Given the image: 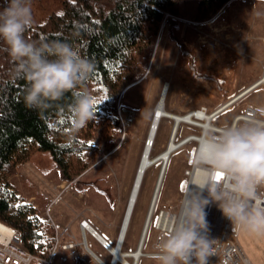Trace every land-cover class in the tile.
<instances>
[{"label": "rangeland", "instance_id": "374dc122", "mask_svg": "<svg viewBox=\"0 0 264 264\" xmlns=\"http://www.w3.org/2000/svg\"><path fill=\"white\" fill-rule=\"evenodd\" d=\"M237 1L243 3L242 9L236 10V13H240V20L224 19L222 16L229 2L203 21L194 18L195 0H185L179 15L169 14L166 18L164 15L147 67L138 68L140 79L123 90L116 100V105L119 102L121 107L131 112L123 113L118 118L116 109L113 113L122 121L121 133L116 136L118 143L113 150L107 151L106 140H102L96 131L90 137L89 144L98 148L102 156L87 171L68 183L60 181L55 169L43 173L30 161L20 166L17 173L7 179L9 185L25 203L39 206L41 211L39 218L52 225L56 249L50 264H77L74 260L61 261L62 257L73 250L83 252L88 258L87 264H99L91 256V252L104 264L110 262V254L101 244L100 248L98 242L96 240L95 242L87 232L80 229V223L84 219L90 220L103 230L106 237L114 240L111 246L115 245L136 170L148 142L153 112L160 101L163 89L167 87L163 103L165 112L183 116L200 107H206L208 112H212L227 102V98L241 92L240 80L250 79L256 74V67L245 66L249 62L258 64V59L263 60L264 56H260L258 51L260 52V47L264 48V41L259 40L248 45L246 40L250 39L252 34L264 35V19L259 20L261 25L255 30L250 25L254 20L244 21L247 17H244L243 13L246 10L248 14L258 11L263 17L264 0ZM247 2H256L259 6L248 5ZM196 23L202 25L196 26ZM212 26H217V29H212ZM182 47L194 53L201 71L214 74L218 81L214 83L194 80L189 71L188 59L182 54ZM260 90L264 93L263 85L260 86ZM245 104H248V101L240 99L230 109L218 115L212 123L229 125L232 117L239 113ZM255 105L264 108V96ZM172 126L173 120L169 118L160 120L151 147V158H155L166 149ZM200 133L196 127L179 123L175 137L171 141L180 143L186 136L191 134L198 136ZM195 145L194 142L183 143L170 155L151 215L148 209L161 162L155 163L145 171L121 248L126 252L128 245L135 241L132 252L136 250L145 218L149 214L150 222L142 247L143 255L137 264H155L157 249L154 244L158 242L155 222L158 211L162 208L167 210L171 205L169 213L176 214L181 194L187 188L186 178L195 156ZM81 179L84 183H80ZM91 182H94V186ZM95 186L98 189H95ZM99 189H102L103 193H108L110 201ZM142 219L143 223L140 226ZM172 221V218H165L162 224ZM231 235L242 255L251 264H264V236L257 237L232 230ZM84 241L87 245L86 250ZM69 245H73L74 248L69 249ZM88 249L90 253L87 252ZM127 260L132 262L131 258Z\"/></svg>", "mask_w": 264, "mask_h": 264}, {"label": "trees", "instance_id": "16d2710c", "mask_svg": "<svg viewBox=\"0 0 264 264\" xmlns=\"http://www.w3.org/2000/svg\"><path fill=\"white\" fill-rule=\"evenodd\" d=\"M184 1L31 0L34 24L25 38L68 43L94 65L86 87L96 101L95 119L79 130L71 113V93L45 108L26 106L27 83L16 75L15 62L0 41V223L36 259H50L56 243L53 227L39 218V206L25 203L7 179L31 161L43 173L55 169L60 181L69 183L102 156L89 144L96 131L106 140L107 151L116 147L121 133V123L113 115L118 95L140 79L138 68L147 67L164 15H179ZM195 1L194 18L203 21L231 0ZM5 6L6 0H0V10ZM181 50L194 80L218 81L200 70L191 50ZM99 191L110 201L108 193ZM38 260L31 264H41Z\"/></svg>", "mask_w": 264, "mask_h": 264}, {"label": "clouds", "instance_id": "9594fccd", "mask_svg": "<svg viewBox=\"0 0 264 264\" xmlns=\"http://www.w3.org/2000/svg\"><path fill=\"white\" fill-rule=\"evenodd\" d=\"M31 0H6L0 10V41L27 83L30 108L72 94L71 113L79 130L95 119V99L86 87L94 65L70 44L31 42ZM219 175L220 179H217ZM170 231L159 241L155 264H209L216 255L206 209L214 204L232 231L264 236V108L246 121L201 130L195 156Z\"/></svg>", "mask_w": 264, "mask_h": 264}, {"label": "built area", "instance_id": "2783aa9c", "mask_svg": "<svg viewBox=\"0 0 264 264\" xmlns=\"http://www.w3.org/2000/svg\"><path fill=\"white\" fill-rule=\"evenodd\" d=\"M169 14H165V18L168 17ZM202 23H196V26H201ZM264 86V71L261 75V78L250 88H255L258 86ZM240 95L234 97L233 99L223 103L220 107L215 109L212 112H208L206 107H200L194 111L189 112L188 115H193L192 113H200L202 115L209 116V123L210 125H214L212 122L213 120L222 112L225 110L230 109L237 101H239ZM257 109H260L258 107H254L251 105H245L242 110L237 113L231 120L230 124L233 123H239L248 120L251 118ZM123 113H129L130 111H127L123 107L119 105V102L116 105V114L117 118L121 117V114ZM205 120L199 119L194 114V124H184L193 126L198 128L200 131L203 128L201 127L200 122H203ZM122 123V121H120ZM123 126V125H122ZM217 128H222L220 126L214 125ZM200 135H188L182 140L181 142L188 143V142H194L196 143L199 139ZM189 175V174H188ZM172 209V206L169 205L167 210H160L157 214V219L155 222V229L158 232L157 240L158 242L154 244V247L157 249L159 241L170 231L169 229H166L163 227L162 221L166 218V216L174 219L175 215H171L169 212ZM208 216L207 219L210 223V236L211 238L216 239V243L214 245L216 250V255L214 257L210 258L209 264H251L247 258H245L238 245L234 241L231 235L232 226L231 223L222 215V213L219 211V209L216 207V205L211 204L206 209ZM86 221H81L80 223V229L86 230ZM89 233V231H87ZM108 245V244H107ZM102 246H104L102 244ZM105 247V246H104ZM69 249H73V245L68 246ZM54 247L51 257L48 261L38 260L35 257L28 254L26 251L22 250L19 247V237L11 230V234L8 238L2 239L0 237V264H31L33 260L40 261L41 264H50L51 259L53 255L55 254ZM88 252V251H87ZM89 254V253H88ZM68 260H74L77 264H87L88 258L86 255L77 250H73V252L68 253L66 256L61 258L62 262H67Z\"/></svg>", "mask_w": 264, "mask_h": 264}, {"label": "bare ground", "instance_id": "6f19581e", "mask_svg": "<svg viewBox=\"0 0 264 264\" xmlns=\"http://www.w3.org/2000/svg\"><path fill=\"white\" fill-rule=\"evenodd\" d=\"M166 89H167V87H166ZM166 89H165V92H164V95H163V98H162L161 102L159 101V103L157 104L156 109L153 112L152 121H151V124H150L149 133H148V137H147V141H148L147 143L148 144L145 146V148H144V150L142 152V155H141V158H140V162H139L137 170H136V175H135V178H134V181H133V184H132V189H131L129 197H128L127 206H126V209H125V212H124V216H123V219H122V223H121V226H120V229H119V232H118L116 243H115V245L111 246L105 239H103V241L100 243L97 240L96 237H93L99 244H101V246H102V243L103 244L104 243L108 244V246H107L108 248L104 247V246H103V248L110 254L111 260L112 259L113 260L118 259L117 264H134V262L135 261L138 262L140 257L143 255L142 254V247H143L144 239H145V236H146V233H147V230H148V226H149V222H150V215L149 214L146 217L145 223L143 225V228H142V231H141V235H140V239H139V242H138L136 250L134 252H123L121 249L119 250V246H120V243H121L122 240H123L122 241V244H123L125 236L127 235L126 234L127 233V229L129 227V223H130L131 216H132V213H133L136 201H137V196H138V193H139V190H140L141 182H142L143 176L145 174V171L148 168H150L151 166H153L155 163L161 162V167H160L159 174H158V177H157L155 189H154L151 201H150V207L151 208L149 207V210H151V209H153L155 201H156L157 196H158V192L159 191L157 193H156V191H157V185L159 183V178H160V173H161L162 166L165 163V169H164V173H165L166 165H167V163L169 161L170 155L175 150H177L179 148L178 143H175L174 140L171 141V139H174V137H175V134L177 132V128H178L179 123H185L186 122V124H188V123L189 124H194L193 122H194V114H195V116L198 117L199 119L205 120L203 122H200V124H202V125H200L201 127L203 126V128H205L206 126L210 125V123H209L210 117L209 116L205 117L204 115H202L200 113H192L193 115H188L189 114L188 113V114L182 116V115H174V114L165 112L164 109L162 110L163 103H164V98H165V95H166L165 94L166 93ZM243 94L244 93L240 94V96L243 95ZM159 115H162V116H160V118L158 120V124H156L157 117ZM162 118H169V119L173 120V126H172L171 133H170V141L167 144L166 149L162 153H160L158 156H156V157H160V160H158L157 162H152L154 158L150 157L151 147L153 145V142L151 140L153 139V141H154L155 134H156V131L158 129L159 122H160V120ZM175 124H177L176 127H175ZM156 126H157V128H156ZM154 129H155V131H154ZM149 143H151L150 147H149ZM161 182L162 181H160V183ZM138 183H140L139 187H138ZM160 186H161V184H160ZM136 190H137V194H136ZM158 190H159V188H158ZM134 198H135V200H134ZM131 206H132V210L130 212ZM166 218H170V217L166 216ZM85 226H86V228L89 231H91L90 225L88 223H86ZM171 226H172V222L166 223L165 225L163 224V227L166 228V229H169V230L171 229ZM87 229L83 230V231L87 232ZM144 229H145V234H144ZM10 234H11V229H9L8 227H6V226H4V225H2L0 223V237L2 239H5V238H8ZM143 234H144V236H143ZM142 237H143V242H142L141 249H139V245H140V243L142 241ZM121 247H122V245H121ZM88 252H89V249H88ZM90 254L99 264H104L102 261H100L99 259L94 257L92 252ZM125 254H128V257H124ZM127 258H131L132 262H128ZM111 260H110V262L108 264H113L111 262Z\"/></svg>", "mask_w": 264, "mask_h": 264}, {"label": "crops", "instance_id": "0c3cea01", "mask_svg": "<svg viewBox=\"0 0 264 264\" xmlns=\"http://www.w3.org/2000/svg\"><path fill=\"white\" fill-rule=\"evenodd\" d=\"M242 4L243 3H238V1L237 0H232V1H230L228 4H227V6H226V8H225V10L223 11V13H222V16L224 17V19H229V20H236V19H239L240 20V13H236V10H238V9H240L241 7H242ZM247 4L248 5H254V6H256V5H258V3H256V2H247ZM259 6V5H258ZM242 9V8H241ZM247 12V10L245 11V13H243V15H244V17H247V18H245L244 19V21L245 20H247V19H250L251 21H253V22H251L250 23V25H251V27L252 28H254L255 30H257L259 27L258 26H260L261 25V23H260V21L259 20H263L264 19V15H263V17L261 16V14L260 13H258V11L256 12H254V13H257L256 15L254 14V13H250V14H248V13H246ZM222 27L224 28V26H223V24H222ZM222 28V29H223ZM212 29H214V30H216L217 29V26H212ZM219 30V29H218ZM230 36H232V35H230ZM251 38L250 39H247L246 40V43H248V45L249 44H251V43H253V42H257V41H259V40H262V41H264V35L263 34H260V33H257V34H252L251 36H250ZM240 40H241V37H240ZM259 50H260V52L258 51V53L260 54V56H264V48L263 47H260L259 48ZM256 55V54H255ZM255 60V59H254ZM257 62H258V64H254L253 62L252 63H250L249 62V64H246V66L245 67H256V69H257V72H256V74L254 75V76H251V78L250 79H245L244 81H242V80H240L239 81V83H240V87H241V92L240 93H238L237 95H235V96H233V97H236V96H238V95H240V94H242V93H244L243 95H241L240 96V98H239V100L240 99H242V98H244V99H246L247 101H248V104H245V105H251V106H254V107H256V102H258V100H260V98L262 97V96H264V93H262L261 92V90H260V86H258V87H255V88H250L252 85H254L260 78H261V75H262V72H263V70H264V57H263V60H260V59H258L257 60ZM221 83V82H220ZM218 90H221V89H218ZM222 93H224V91L222 90ZM233 97L232 98H227V100L226 101H228V100H231V99H233ZM226 99V98H225ZM225 103V102H224ZM222 105V104H221ZM220 105V106H221ZM244 105V106H245ZM220 106H218V107H220ZM217 107V108H218ZM217 108H215V109H217ZM214 109V110H215ZM213 110V111H214ZM223 113V112H222ZM221 113V114H222ZM237 114V113H236ZM235 114V115H236ZM220 115V114H219ZM234 115V116H235ZM233 116V117H234ZM232 117V118H233ZM232 120V119H231ZM231 120H230V122H231ZM230 124V123H229ZM215 125H217V126H220V127H224V126H221V125H218V124H215ZM149 207H150V205H149ZM160 210H165V209H160ZM159 210V211H160ZM148 211H149V209H148ZM144 214H145V212H144ZM143 218H144V216H143ZM138 221L140 222L141 221V216H139L138 217ZM146 219V218H145ZM84 221H86V223H88L89 225H90V228H92L94 231H96V233L101 237V238H103V239H105L110 245H112V243H113V239H111V238H108V237H106V234L103 232V230L100 228V227H97L94 223H92L90 220H88V219H84ZM145 222V221H144ZM142 223H143V219H142V222H141V224H140V226L142 225ZM144 225V224H143ZM86 232V231H85ZM87 234L95 241V239L93 238V236L91 235V234H89L88 232H87ZM96 242V241H95ZM135 242V241H134ZM134 242H132V243H130L128 246L129 247H127L126 249H127V251L126 252H132V249H133V247H134ZM99 246H100V244L99 243H97ZM100 248H101V246H100ZM122 248V247H121Z\"/></svg>", "mask_w": 264, "mask_h": 264}, {"label": "water", "instance_id": "95a60500", "mask_svg": "<svg viewBox=\"0 0 264 264\" xmlns=\"http://www.w3.org/2000/svg\"><path fill=\"white\" fill-rule=\"evenodd\" d=\"M164 92H165V90L163 89V92H162V95H161V98H160V102H161V100H162V98H163ZM162 110H163V107H162ZM160 116H162V115H159V116L157 117V122H156V124H158V120H159ZM172 119H173V118H172ZM176 126H177V124H175V127H176ZM156 128H157V126H156ZM156 128H155V129H156ZM155 129H154V131H155ZM151 141L153 142V139H152ZM183 143H184V142H180V143H178V145H182ZM147 144H148V143L146 142V145H147ZM150 144H151V143H149V147H150ZM158 160H160V157H155V158L153 159L152 162H157ZM164 169H165V163L163 164L162 169H161L160 178H159V183H158V185H157V191H156V193L158 192V188H159V185H160V181H161V179H162V177H163V174H164ZM142 172H143V171H142ZM140 179H141V178H140ZM139 185H140V183H138V187H139ZM136 194H137V190H136ZM135 197H136V196H135ZM134 200H135V198H134ZM131 210H132V206H131L130 212H131ZM151 213H152V209L150 210V215H151ZM89 233H90L93 237H96L97 240H98L100 243L103 241V238H101V237L96 233V231H94L92 228H91V231H89ZM144 234H145V229H144ZM144 234H143V236H144ZM122 241H123V240H122ZM122 241H121V243H120L119 250L121 249ZM142 242H143V237H142V241H141V243H140V245H139V249H141ZM102 244H103V243H102ZM83 245H84V248H85V250H86V249H87V248H86L87 245H86V242H85V241H84ZM103 245H104L105 247L108 246L107 243H104ZM93 255H94V254H93ZM94 257H96V256L94 255ZM124 257H128V254H125ZM96 258H97V257H96ZM97 259H98V258H97ZM111 262H112L113 264H117L118 259H116V260H113V259H112ZM134 264H137V261H135Z\"/></svg>", "mask_w": 264, "mask_h": 264}, {"label": "snow or ice", "instance_id": "6c2138e0", "mask_svg": "<svg viewBox=\"0 0 264 264\" xmlns=\"http://www.w3.org/2000/svg\"><path fill=\"white\" fill-rule=\"evenodd\" d=\"M94 103L96 104V101ZM217 179H220L219 175L217 176Z\"/></svg>", "mask_w": 264, "mask_h": 264}]
</instances>
